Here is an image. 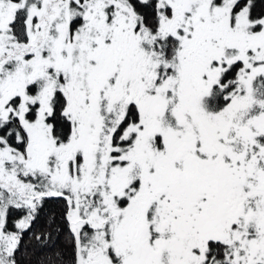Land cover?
Returning a JSON list of instances; mask_svg holds the SVG:
<instances>
[{
  "label": "snow or ice",
  "instance_id": "snow-or-ice-1",
  "mask_svg": "<svg viewBox=\"0 0 264 264\" xmlns=\"http://www.w3.org/2000/svg\"><path fill=\"white\" fill-rule=\"evenodd\" d=\"M0 264H264V0H0Z\"/></svg>",
  "mask_w": 264,
  "mask_h": 264
}]
</instances>
